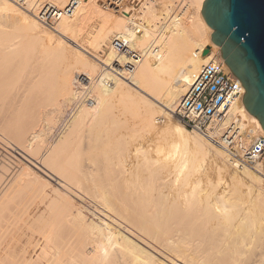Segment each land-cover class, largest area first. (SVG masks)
Segmentation results:
<instances>
[{
	"label": "bare ground",
	"instance_id": "obj_1",
	"mask_svg": "<svg viewBox=\"0 0 264 264\" xmlns=\"http://www.w3.org/2000/svg\"><path fill=\"white\" fill-rule=\"evenodd\" d=\"M67 2L0 0V146L24 163L1 164L0 264H264L262 165L237 166L213 140L234 123L244 148H260L259 120L242 100L206 134L172 120L193 75L222 59L203 0H79L53 27L37 19L41 5ZM113 38L140 56L130 76L109 67L128 60ZM75 72L94 79L92 103L76 104ZM15 182L36 206L61 209L28 211L17 198L25 208L6 211Z\"/></svg>",
	"mask_w": 264,
	"mask_h": 264
},
{
	"label": "built area",
	"instance_id": "obj_2",
	"mask_svg": "<svg viewBox=\"0 0 264 264\" xmlns=\"http://www.w3.org/2000/svg\"><path fill=\"white\" fill-rule=\"evenodd\" d=\"M17 5L26 6V0H12ZM102 5L120 9L131 6L139 0H97ZM45 3V2H44ZM79 0H68L61 8L51 4H44L37 10L36 16L44 25L53 27L63 16L72 14ZM110 46L117 53L128 52L124 42L117 38L110 41ZM151 48L156 52V46ZM140 56L134 51L128 52V60L122 63H111L109 67L123 76H130L138 64ZM94 79L85 75L77 76V88L79 95L76 104L92 103L91 85ZM243 96V89L239 80L231 73L222 59H211L203 64L199 71L193 75L186 92L177 101L173 116L186 128L206 134L211 125L221 121L228 109ZM162 120H164L162 118ZM216 140L224 151L241 167L250 165L255 160L264 164V149L244 148L241 144L238 128L234 123L224 130ZM241 153L242 155H240ZM264 170V165L262 166ZM264 180V171L262 172Z\"/></svg>",
	"mask_w": 264,
	"mask_h": 264
},
{
	"label": "water",
	"instance_id": "obj_3",
	"mask_svg": "<svg viewBox=\"0 0 264 264\" xmlns=\"http://www.w3.org/2000/svg\"><path fill=\"white\" fill-rule=\"evenodd\" d=\"M201 14L212 28L210 40L244 87L245 110L257 117L264 135V0H203Z\"/></svg>",
	"mask_w": 264,
	"mask_h": 264
},
{
	"label": "rangeland",
	"instance_id": "obj_4",
	"mask_svg": "<svg viewBox=\"0 0 264 264\" xmlns=\"http://www.w3.org/2000/svg\"><path fill=\"white\" fill-rule=\"evenodd\" d=\"M98 3L100 4V6L101 7H108V6H105V5H102L99 1H98ZM112 8V7H111ZM75 76H76V78H77V75H79V74H77V72H75V74H74ZM81 75H85V76H87L86 74H80V76ZM74 88H75V86H74ZM75 89H77V88H75ZM33 98H30V100H32ZM43 99V98H42ZM28 101V100H27ZM26 101V102H27ZM36 99H35V101H34V99L30 102H28V103H31V104H33L34 105V103L33 102H35L36 103ZM46 102H48V100H46ZM46 102H44V105H46ZM28 103H25L26 105V107L25 108H29V107H31V106H29L28 105ZM43 104V103H42ZM67 110V115H66V117L68 118V116H70V114H71V109H69V108H67L66 109ZM69 114V115H68ZM174 117V116H173ZM161 118H163V116L162 115H160V118H159V120H157V125L158 126H161V125H163L164 123H165V121H161ZM39 119V118H38ZM33 120H36L37 121V119L36 118H33ZM172 120H176V121H178V119H177V117L175 116ZM62 126L63 125H60V127H57L56 126V130L57 131H59L60 130V128H62ZM56 131V132H57ZM6 136V135H5ZM7 137V136H6ZM8 138H9V136H8ZM9 139H11V138H9ZM138 142H140L141 144H143L144 145V147H147V148H151V146L152 145H154L155 144V141L154 140H151V138H150V135L149 134H144V135H142L140 138H138V140H137ZM154 143V144H153ZM0 145H1V143H0ZM3 146L4 145H2V148H3ZM78 146V145H77ZM1 148V146H0V181H1V183H0V188H1V186L2 185H4L5 183V185L4 186H2V189L3 188H6L7 187V185H9L8 183H10V182H3V181H6L5 180V176L3 175V168H1V167H3L4 166V168L5 169H8V167L7 166H9V165H12V167L11 166H9V168L11 169V170H17V168H19V167H17V165L18 166H20V165H22V164H24L22 161H20L18 158V156L14 153V150H12L11 148H9V147H7V146H5L3 149ZM9 149V151H11V154H10V152L8 151V149ZM5 149V150H4ZM7 149V150H6ZM264 149V144L260 147V148H257V150H263ZM16 150H17V148H16ZM1 151H3L4 153H5V155H2L3 154V152H1ZM7 151V152H6ZM9 156L8 157V159H7V156ZM6 156V157H5ZM13 156V157H12ZM17 156V157H16ZM6 158V159H5ZM17 159V160H15L16 162V164H14V161H12L11 159ZM3 159H5V161H8V163H7V165H3V166H1V164H6V163H4L5 161H3ZM12 162H11V161ZM61 160V159H60ZM19 161V163H17ZM2 162V163H1ZM10 163H12V164H10ZM9 164V165H8ZM14 165V166H13ZM264 164L262 163V166H263ZM7 167V168H6ZM16 168V169H15ZM235 168V167H234ZM239 170V169H238ZM6 171H9V170H5L4 172H6ZM15 174H16V171H15ZM13 177H14V175L11 177L12 179H13ZM11 181V180H10ZM15 194H14V196H16V198H15V200L14 201H12V199H11V201L8 203V206H10V207H8L7 208V206H6V211L8 210L9 211V208H10V211H12V210H14V211H16L17 209L19 210L20 208H22V207H24L25 208V206H23L26 202H27V204L28 205H26V207L27 208H25L26 210L29 208V206L30 205H32L33 204V201H35L34 199H33V195H32V190H31V188L29 187V186H27V185H25V184H20V182H15ZM3 190H5V189H3ZM48 193H50V192H48ZM84 197V196H83ZM13 198V197H12ZM20 200V202H25V203H22L21 205H20V203L18 202L19 200ZM87 198L88 197H84V200H83V202L82 201H79V200H77V202L78 203H80V204H82V205H84V206H86L87 204H89V203H91V205L92 204H95V201H93V199L91 198V200L92 201H90V197L88 198V200H87ZM14 199V198H13ZM50 199V198H49ZM18 200V201H17ZM46 201V203L45 204H39L38 206H36V204H33L32 206H30V209H28V211L30 210H32V211H42L43 209H45L44 211H49V209L51 208V207H49V206H53L54 204H52V203H54L55 201H53V202H51L50 200H45ZM51 202V205H49V206H47L48 205V203H50ZM84 201L86 202V203H84ZM94 202V203H93ZM254 202V201H253ZM19 203V204H18ZM56 204V203H55ZM253 204V203H252ZM255 204V203H254ZM16 206V207H14V206ZM17 205H18V208H17ZM19 205H20V207H19ZM35 205V206H34ZM91 205H89V206H86V208L88 207V210H91V208H93ZM256 205V204H255ZM255 205H254V207H253V210L254 211H256L257 209V207H258V205H256L257 207L255 208ZM46 206V207H45ZM55 207H57L58 206V203L56 204V205H54ZM53 206V207H54ZM12 207H14V209H12ZM33 207V209H31ZM54 207V208H55ZM60 206H58L57 207V209L55 208H53V211L54 210H58V208H59ZM261 207V206H260ZM36 208H39V209H37L36 210ZM47 208V209H46ZM49 208V209H48ZM262 208V207H261ZM59 209H61V208H59ZM258 209H259V207H258ZM262 209H264V208H262ZM5 210H3V211H5ZM21 210H23V209H21ZM26 210H23V211H26ZM51 211H52V209H50ZM252 210V211H253ZM60 211V210H59ZM251 211V210H250ZM259 211H263V210H259ZM90 212V211H89ZM92 212L94 213L95 212V214L96 215H98V213L96 212V211H93V209H92V211H91V213H88L87 212V210L86 211H84V213H85V217L89 220V219H92V220H94V221H97L98 222V218L97 217H95L96 215H93L92 214ZM92 216H94V217H92ZM97 219V220H96Z\"/></svg>",
	"mask_w": 264,
	"mask_h": 264
}]
</instances>
